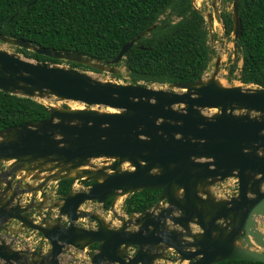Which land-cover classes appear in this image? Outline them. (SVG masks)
Returning a JSON list of instances; mask_svg holds the SVG:
<instances>
[{"label":"water","instance_id":"water-1","mask_svg":"<svg viewBox=\"0 0 264 264\" xmlns=\"http://www.w3.org/2000/svg\"><path fill=\"white\" fill-rule=\"evenodd\" d=\"M214 1L213 16L219 23ZM205 19L211 29L210 13ZM231 19L235 47L241 36L237 0L232 2ZM143 34L124 43L105 62L2 33L0 42L112 76L118 72L114 65ZM219 63L217 59L207 79L154 88L99 81L73 67L0 50V91L32 99L54 96L87 106L43 103L47 118L0 129V231L16 221L21 229L39 233L48 245L46 250L42 244L34 250L14 249L13 241L0 237V264H73L60 257L70 247L84 251L94 244L90 264L264 262V234L255 221L264 216V87L219 85ZM94 105L115 111H99ZM206 108L217 112L205 114ZM100 158L104 165L84 168ZM231 177L236 181L235 196L218 199L210 193L209 187ZM63 179L94 183L76 192L71 184L62 204L51 209L57 210L54 222L42 216V222L35 223L29 216L34 202L23 206L21 197ZM33 181L36 185L30 184ZM142 190H159L156 203L126 219L119 217L117 227L81 209L85 202L102 204L111 198L113 212L118 197ZM79 219H90L96 227L80 226ZM254 246L262 250H253ZM130 247L135 248L132 254L127 253Z\"/></svg>","mask_w":264,"mask_h":264},{"label":"trees","instance_id":"trees-1","mask_svg":"<svg viewBox=\"0 0 264 264\" xmlns=\"http://www.w3.org/2000/svg\"><path fill=\"white\" fill-rule=\"evenodd\" d=\"M237 4L241 36L236 46L240 55L229 64L225 79L264 87V0H237ZM169 13L178 20H169ZM222 19L225 35L229 36L231 13L224 12ZM154 24L147 33L146 29ZM0 33L39 47L77 51L101 62L113 59L124 43L144 33L115 65L125 68V83L144 86L199 80L215 54L208 44L204 16L191 0H0ZM14 48L35 61L65 62L73 68L98 72ZM113 76L117 79L122 74L118 71ZM47 117L48 109L42 102L0 91V129ZM93 182L88 181L87 185ZM57 184V195L65 196L72 180H59ZM159 192L142 190L129 194L124 197L121 210L127 215L147 210L156 203ZM111 202V198L107 199L103 209L108 210ZM214 264L264 262L223 260Z\"/></svg>","mask_w":264,"mask_h":264},{"label":"rangeland","instance_id":"rangeland-1","mask_svg":"<svg viewBox=\"0 0 264 264\" xmlns=\"http://www.w3.org/2000/svg\"><path fill=\"white\" fill-rule=\"evenodd\" d=\"M198 3H196L194 1V6L197 7V9H199L202 14L205 17L206 11L203 8V3L206 2L207 0H197ZM232 0H220L218 6H221V8H225V10L227 11H232ZM169 20H171L172 22L177 21L178 18L175 15H172L171 13L168 14ZM162 18H166V16H162ZM216 24V25H215ZM212 29L210 32V35L213 36V40H208V42L211 44V46L213 47L215 54H214V58L212 59L208 70L206 71V73L204 74L203 78L207 79L209 78L212 73L215 71V61L217 59H220V63L218 66V73H217V80H221L223 81L224 85H238L239 82L236 80H233L231 82H228L225 79V75L227 74V68L229 67V61H237L239 59V55L240 52L239 50L236 48V50H234V46H233V38L232 36L230 37H225L223 38L222 34V29H220V26L215 22L212 25ZM215 29V30H214ZM210 37V36H209ZM219 37V38H218ZM222 37V38H221ZM0 50H4L7 51L10 54H15L20 56L23 59H28L31 61H34L33 59H30L26 56H24L23 53L18 52L13 46L7 45L5 43L0 42ZM57 66H61V67H70L69 65H67L64 62H60L59 64H55ZM238 65H241V61L238 62ZM79 71L82 72H86L88 73L91 77H93L94 79H97L99 81H109L112 80L114 82L117 83H125V76H126V71L125 68L123 66H119L118 67V71L121 72L122 77L115 79V77H112L109 73L106 72H94L91 71L89 69H79L76 68ZM150 87H154V88H168L167 85H158V84H153V85H149ZM38 101L44 103L47 106H53V107H60V108H81L83 109L84 106L82 103L77 102V101H64V100H60L57 97L54 96H50V97H43V98H36ZM92 108L97 109L99 111H105L107 110L106 107L101 106V105H94L92 106ZM203 112L205 114H213L217 112V109H212V108H206L203 110ZM242 111H239L237 113H241ZM106 160V159H105ZM114 161V160H113ZM112 161V162H113ZM103 163H105L103 158L100 159H92L90 160V162H88V164L84 167L85 169H90L91 167H100L101 165H104ZM129 165V164H128ZM127 164L124 165L125 168ZM47 188L44 190V194L45 196V207H48V209L51 210L50 207H52V209L54 208L52 206V202H61V200H58L55 196V194L53 193V191L55 190V185L56 182L52 181L49 182L47 184ZM236 182H235V178H227L222 182H216L215 184H213L211 187H209L208 189L210 190V193L216 197V198H230L231 196H235V190L237 187H235ZM263 189H264V184H263ZM76 188V191L79 190H84L87 187L84 186L81 181H76L75 185H74V189ZM124 199V196L120 197L118 199V201L120 200L118 206L116 207L118 209V214H123L122 210H121V204L122 201ZM50 206V207H49ZM43 207V208H45ZM42 208V209H43ZM81 208L83 210H88L91 213H97L99 214L101 217H104L106 220H111L113 218L112 214H110L108 211H105L102 207L101 204L96 203V202H85L84 204L81 205ZM52 211V210H51ZM114 220V219H113ZM117 220L114 221V223H116ZM255 221H256V228L258 230H260L263 234H264V216L258 215L255 217ZM118 222V221H117ZM82 224H84V226L87 227H94L95 226V222H92L91 220H84L82 222ZM36 232L35 231H30V230H26V232L22 235H17L19 241H16L17 243H14V247L15 248H24V249H28L30 246V241H33L36 237L34 236ZM253 250L256 251H261L262 249L260 247H256L254 246L252 248ZM76 250H74V248L70 247L69 250L64 253V255L61 257V260L63 262H74L73 264H87V261L82 260V261H78L77 259V252H75ZM166 264V263H165ZM174 264H189L188 261H183L182 263L176 262Z\"/></svg>","mask_w":264,"mask_h":264},{"label":"flooded vegetation","instance_id":"flooded-vegetation-1","mask_svg":"<svg viewBox=\"0 0 264 264\" xmlns=\"http://www.w3.org/2000/svg\"><path fill=\"white\" fill-rule=\"evenodd\" d=\"M191 2H192V0H191ZM195 2L196 3H198V1L197 0H195ZM212 2H213V0H207L206 2H204L203 3V8H204V10L206 11V14L207 13H210V15H211V17H212V25L216 22L219 26H220V29H222V36H223V38H225V37H230V36H232L231 35V33H230V35L229 36H226L225 35V31H224V25H223V19H222V14L224 13V12H229V13H231L232 14V11H227V10H225V8H221V6H218V4H219V2H220V0H215L214 1V4L217 6V9H218V17H219V19H220V22L218 23L215 19H214V16H213V12H214V9H213V6H212ZM232 2H233V0H232ZM232 4V3H231ZM195 7V6H194ZM196 9H197V7H195ZM198 11H200L199 9H197ZM201 12V11H200ZM202 13V12H201ZM205 14V15H206ZM204 16V15H203ZM204 19H205V17H204ZM205 23H206V28H207V32H208V40L210 39V40H213V36L212 35H210V30L213 28L212 26H211V29H209V27H208V23H207V20L205 19ZM215 30V29H214ZM232 31V30H231ZM210 36V37H209ZM219 38V37H218ZM222 38V37H221ZM233 38V37H232ZM237 41V40H236ZM236 41H235V43H236ZM233 42H234V40H233ZM208 44L211 46V44L208 42ZM233 46H234V43H233ZM211 48L213 49V47L211 46ZM236 48H237V46H235L234 47V50H236ZM214 50V49H213ZM215 52V51H214ZM213 58H214V56H213ZM230 63L231 62H234V61H229ZM229 63V64H230ZM5 165L6 164H2V167L4 168L5 167ZM78 181H80V180H78ZM89 181H92L93 182V180H89ZM58 182V181H57ZM57 182H56V185H55V190L53 191V193L55 194V196H56V198L58 199V200H61V202H58V204H62V200H63V197L64 196H58L57 195V193H56V191H57V186H58V184H57ZM76 182V181H75ZM75 182L73 183V186H72V192H76V188L74 189V185H75ZM87 182L88 181H85L84 183H83V185L84 186H86V187H88V186H90V185H87ZM94 183V182H93ZM93 183H91V185L93 184ZM47 186L48 185H46L45 187H43V189H42V191L40 192H38V193H40V197H39V199H37L36 200V198L35 197H31V195H28V198H26V200H23V199H20V202H21V204L23 205V206H26V205H28L31 201H33L34 202V209H32V212H30V214H29V216L32 218V220L35 222V223H41L42 222V219H41V217L42 216H45V218H46V221L48 222V223H50V224H52L53 222H54V215L55 214H57V210H55V211H50V213H46V210H48V207H45V194H44V190L47 188ZM235 187H236V185H235ZM70 190H71V187H70ZM85 190V189H84ZM79 191H83V190H79ZM22 198V197H21ZM23 200V201H22ZM117 202V201H116ZM97 203V202H96ZM56 204V202H52V206L54 207V205ZM84 204V203H83ZM100 204V203H99ZM102 205H103V203L101 204V207H102ZM118 206V203L116 204V207ZM121 206H122V204H121ZM43 207H45V208H43ZM50 207V206H49ZM43 208V209H42ZM51 209H52V207H50ZM55 208V207H54ZM103 208V207H102ZM82 209V208H81ZM37 210H39V212L41 213V216H39L38 214H37ZM88 211V210H87ZM105 211H108V210H105ZM90 212V211H89ZM109 212V211H108ZM117 212V213H116ZM123 212V211H122ZM110 213V212H109ZM110 214H112V216H113V218L111 219V220H106L104 217H102L104 220H106V222H108L109 223V225L110 226H112V227H117L119 224H120V221H119V217H123V218H127L129 215H127V214H125L124 212H123V214H118V210H115V211H113V212H111ZM114 219V220H113ZM85 219H79L78 220V222H77V224L78 225H80V226H83V227H86V228H94V227H96V223H95V226L94 227H87V226H84V224H82V222L84 221ZM86 220H90V219H86ZM115 220H117L116 221V223H114V221ZM92 221V220H91ZM92 222H94V221H92ZM62 224H66V221L65 220H62ZM6 229H9V230H7V231H0V237H2L6 242H11V241H13V244H12V246L14 247V243H17L16 241H19V240H17L18 239V236H17V234L18 233H20V232H22V231H25L26 232V230H29V229H21L20 227H19V223L18 222H16V221H9L7 224H6ZM11 229H13V230H15V231H11ZM30 231H32V230H30ZM24 232V233H25ZM47 242V241H46ZM40 244H42V243H39V244H30L29 246V248L28 249H30V250H34V249H36L37 247H38V245H40ZM42 246H43V244H42ZM95 247L94 249H92L91 247ZM14 249H24V248H20V247H18V248H15L14 247ZM43 249H44V246H43ZM134 247H130V248H128V250H127V253L128 254H132L133 253V251H134ZM69 250V249H68ZM67 250V251H68ZM90 250H92V252L90 251ZM96 250V245L94 244V245H91V246H89V247H87V249H85L84 251H79V252H82L83 253V257H81L82 258V260H85V261H87V264H90V256L93 254V252ZM66 251V252H67ZM86 251V252H85ZM62 257V256H61ZM60 257V258H61ZM81 260V261H82ZM74 263V262H73ZM174 264V263H176V262H172V261H159V262H156V264Z\"/></svg>","mask_w":264,"mask_h":264},{"label":"crops","instance_id":"crops-1","mask_svg":"<svg viewBox=\"0 0 264 264\" xmlns=\"http://www.w3.org/2000/svg\"><path fill=\"white\" fill-rule=\"evenodd\" d=\"M36 183L37 182H31L30 184L31 185H36ZM31 197H35L36 198V200L37 199H39V197H40V193H35V195H33V196H31ZM26 198H28V195H24V196H22V198L21 199H23V200H26ZM22 200V201H23ZM24 232L25 231H22V232H20V233H18L17 235H22V234H24ZM34 236L36 237L33 241H30V243L31 244H39V243H42L43 244V246H44V249L46 250V249H48V245H47V242H46V240H44L43 238H42V236H39V235H37L36 233L34 234ZM75 252H77V259H78V261H81L82 260V258L81 257H83V253L82 252H79V251H75Z\"/></svg>","mask_w":264,"mask_h":264},{"label":"bare ground","instance_id":"bare-ground-1","mask_svg":"<svg viewBox=\"0 0 264 264\" xmlns=\"http://www.w3.org/2000/svg\"><path fill=\"white\" fill-rule=\"evenodd\" d=\"M215 25H216V24H215ZM216 82H217L219 85H224L223 81H221V80H217V79H216ZM225 85H226V84H225ZM105 111H106V110H105ZM107 111L114 112L115 110H114V109H111V108H107ZM126 167L129 168L128 164H127ZM119 198H120V197H118V199H119ZM118 199H117V202H116V203L119 204L120 200L118 201ZM116 213H117V212H116Z\"/></svg>","mask_w":264,"mask_h":264},{"label":"clouds","instance_id":"clouds-1","mask_svg":"<svg viewBox=\"0 0 264 264\" xmlns=\"http://www.w3.org/2000/svg\"><path fill=\"white\" fill-rule=\"evenodd\" d=\"M13 47H14V46H13ZM30 59H31V58H30ZM64 61H65V60H64ZM48 62H49V61H48ZM64 63H65V62H64ZM56 64H59V63H56ZM66 64H67V63H66ZM67 65H68V64H67ZM115 65H116V64H115ZM115 65H114V66H115ZM69 66H70V65H69ZM70 67H71V66H70ZM90 68H91V67H90ZM117 68H118V67H117ZM93 69H94V68H93ZM95 70H96V69H95ZM118 70H119V69H118ZM97 71H98V70H97ZM99 72H100V71H99ZM112 76H113V75H112ZM113 77H114V76H113ZM82 104H83V103H82ZM83 106H84V107H87V106H85V104H83ZM56 182H57V181H56ZM72 186H73V184H72ZM116 204H117V203H115V204H114V207H113V210H114V211H115V210H118V209L116 208ZM108 211L110 212L109 209H108ZM110 213H111V212H110ZM36 234H37V233H36Z\"/></svg>","mask_w":264,"mask_h":264},{"label":"built area","instance_id":"built-area-1","mask_svg":"<svg viewBox=\"0 0 264 264\" xmlns=\"http://www.w3.org/2000/svg\"><path fill=\"white\" fill-rule=\"evenodd\" d=\"M236 182V181H235Z\"/></svg>","mask_w":264,"mask_h":264}]
</instances>
